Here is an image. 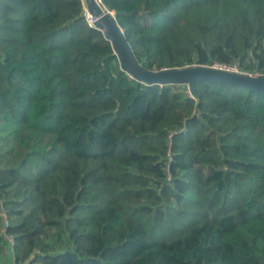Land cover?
Instances as JSON below:
<instances>
[{
  "label": "trees",
  "instance_id": "16d2710c",
  "mask_svg": "<svg viewBox=\"0 0 264 264\" xmlns=\"http://www.w3.org/2000/svg\"><path fill=\"white\" fill-rule=\"evenodd\" d=\"M101 3L145 68L264 74V0ZM85 9L0 0V208L16 263L264 264V94L139 83ZM2 228L0 214V249Z\"/></svg>",
  "mask_w": 264,
  "mask_h": 264
},
{
  "label": "water",
  "instance_id": "95a60500",
  "mask_svg": "<svg viewBox=\"0 0 264 264\" xmlns=\"http://www.w3.org/2000/svg\"><path fill=\"white\" fill-rule=\"evenodd\" d=\"M86 15L98 17L93 23L110 43L117 57L120 70L130 78L144 85H186L190 92L198 82L218 81L241 86L249 91L264 94V74L251 75L243 72L228 71L204 64H189L183 67L145 68L133 55L124 30L117 22L115 14L101 3V0H84Z\"/></svg>",
  "mask_w": 264,
  "mask_h": 264
},
{
  "label": "built area",
  "instance_id": "2783aa9c",
  "mask_svg": "<svg viewBox=\"0 0 264 264\" xmlns=\"http://www.w3.org/2000/svg\"><path fill=\"white\" fill-rule=\"evenodd\" d=\"M212 66L220 68V69L228 70V71L243 72V73H248L251 75L260 74V73H256V72L244 71L243 69L239 68L236 64L215 63ZM178 88H179V91L182 90L184 93L191 96V92L189 91V89L186 85H179ZM166 156H167L168 160L166 162L167 164L164 167L165 181L170 183L171 182V174H170L169 165H168V162L170 161V158H171L170 146H169V149L166 153ZM0 214L2 216V224H3V228L1 231V237L3 238V244L6 245V247L9 248L11 251H13L15 239H14L13 234L7 232L9 222H8L7 217H6L5 209L2 206L0 208ZM20 264H29V263L27 261H23Z\"/></svg>",
  "mask_w": 264,
  "mask_h": 264
},
{
  "label": "crops",
  "instance_id": "0c3cea01",
  "mask_svg": "<svg viewBox=\"0 0 264 264\" xmlns=\"http://www.w3.org/2000/svg\"><path fill=\"white\" fill-rule=\"evenodd\" d=\"M0 263L1 264H17L14 257V252L11 251L6 245H2L0 249Z\"/></svg>",
  "mask_w": 264,
  "mask_h": 264
},
{
  "label": "bare ground",
  "instance_id": "6f19581e",
  "mask_svg": "<svg viewBox=\"0 0 264 264\" xmlns=\"http://www.w3.org/2000/svg\"><path fill=\"white\" fill-rule=\"evenodd\" d=\"M87 18H88V21H89L90 23H93V22H95L96 20H98V17H92V16H90L89 14L87 15Z\"/></svg>",
  "mask_w": 264,
  "mask_h": 264
},
{
  "label": "rangeland",
  "instance_id": "374dc122",
  "mask_svg": "<svg viewBox=\"0 0 264 264\" xmlns=\"http://www.w3.org/2000/svg\"><path fill=\"white\" fill-rule=\"evenodd\" d=\"M85 12H86V10H85ZM86 19L88 20V18H87V15H86ZM54 232V230H52V233Z\"/></svg>",
  "mask_w": 264,
  "mask_h": 264
}]
</instances>
